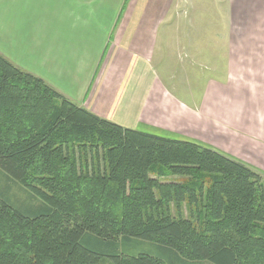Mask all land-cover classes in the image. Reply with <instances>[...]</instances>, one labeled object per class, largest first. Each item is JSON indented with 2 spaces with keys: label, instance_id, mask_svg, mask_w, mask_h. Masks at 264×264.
<instances>
[{
  "label": "trees",
  "instance_id": "1",
  "mask_svg": "<svg viewBox=\"0 0 264 264\" xmlns=\"http://www.w3.org/2000/svg\"><path fill=\"white\" fill-rule=\"evenodd\" d=\"M0 173L28 196L0 193V264H264V175L102 118L1 53ZM184 201L198 225L170 214Z\"/></svg>",
  "mask_w": 264,
  "mask_h": 264
},
{
  "label": "crops",
  "instance_id": "2",
  "mask_svg": "<svg viewBox=\"0 0 264 264\" xmlns=\"http://www.w3.org/2000/svg\"><path fill=\"white\" fill-rule=\"evenodd\" d=\"M221 1L229 3L224 77L207 78L192 107L150 69L161 35L176 29L161 25L173 0H0V30L41 50L48 71L36 76L77 105L264 175V84L253 79L264 67V0Z\"/></svg>",
  "mask_w": 264,
  "mask_h": 264
},
{
  "label": "rangeland",
  "instance_id": "3",
  "mask_svg": "<svg viewBox=\"0 0 264 264\" xmlns=\"http://www.w3.org/2000/svg\"><path fill=\"white\" fill-rule=\"evenodd\" d=\"M228 9L229 3L221 0H173L172 5L167 8L169 12L161 25L176 29L161 35L160 47L155 51L150 69L153 74L161 78L163 81L161 82L167 89L175 92L177 99L185 105L191 107L197 105L198 101H194L199 97L207 78L224 77L223 70L229 56V51L226 49L228 35L225 34L228 26L226 17ZM21 42L22 36L19 35L16 43L13 44L12 36L0 30V53L23 70L32 71L35 75H44L43 71L47 72L48 68L39 63L42 51L32 47L27 50ZM32 44L33 40L30 41V45ZM20 46L24 49H19ZM230 54L232 57V51ZM258 56H261L260 52ZM236 57L239 59L238 51H236ZM237 64L240 66V62ZM49 68L55 73L56 67ZM148 73L151 72L148 71ZM253 79H256L254 81L258 84H264L262 65H258V71ZM157 83H160V79ZM153 175L165 183L181 182L186 179L170 173ZM5 182L7 181L0 173V193H4L6 189L12 201L18 204L27 203V193L19 184L7 182L9 186L7 189ZM178 210L182 217L192 219L193 223L198 225L199 221L191 217L185 201L180 204L179 209L174 202H170V214L177 217ZM143 251L156 254L150 246H145ZM194 264L210 263L202 261Z\"/></svg>",
  "mask_w": 264,
  "mask_h": 264
}]
</instances>
